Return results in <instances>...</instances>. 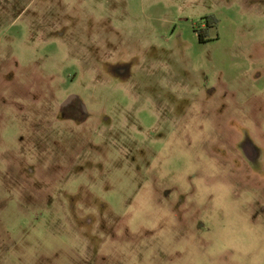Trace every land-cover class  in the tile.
Returning <instances> with one entry per match:
<instances>
[{"label": "rangeland", "instance_id": "rangeland-1", "mask_svg": "<svg viewBox=\"0 0 264 264\" xmlns=\"http://www.w3.org/2000/svg\"><path fill=\"white\" fill-rule=\"evenodd\" d=\"M0 264H264V0H0Z\"/></svg>", "mask_w": 264, "mask_h": 264}, {"label": "flooded vegetation", "instance_id": "flooded-vegetation-1", "mask_svg": "<svg viewBox=\"0 0 264 264\" xmlns=\"http://www.w3.org/2000/svg\"><path fill=\"white\" fill-rule=\"evenodd\" d=\"M210 17L206 16V17H202L200 19V21L194 25L193 29L196 32L199 41L204 42L209 40V38L207 37V31L208 29H210L213 25L214 22H212V20H209ZM73 101V98H70V102Z\"/></svg>", "mask_w": 264, "mask_h": 264}, {"label": "trees", "instance_id": "trees-1", "mask_svg": "<svg viewBox=\"0 0 264 264\" xmlns=\"http://www.w3.org/2000/svg\"><path fill=\"white\" fill-rule=\"evenodd\" d=\"M209 20H211V19L209 18Z\"/></svg>", "mask_w": 264, "mask_h": 264}]
</instances>
